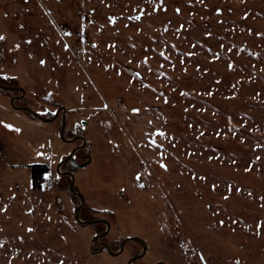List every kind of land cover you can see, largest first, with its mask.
<instances>
[{
    "label": "rangeland",
    "instance_id": "1",
    "mask_svg": "<svg viewBox=\"0 0 264 264\" xmlns=\"http://www.w3.org/2000/svg\"><path fill=\"white\" fill-rule=\"evenodd\" d=\"M0 37V264H264V0H0ZM13 98L85 138L98 241L81 140Z\"/></svg>",
    "mask_w": 264,
    "mask_h": 264
},
{
    "label": "water",
    "instance_id": "2",
    "mask_svg": "<svg viewBox=\"0 0 264 264\" xmlns=\"http://www.w3.org/2000/svg\"><path fill=\"white\" fill-rule=\"evenodd\" d=\"M0 88H6V89H9V90H20L21 91V96L24 94V89H23V87H21V86H6V85H4V84H1L0 83ZM14 98L11 100V105L13 106V107H15V108H17V109H21V110H26V111H29L34 117H36L39 121H41V122H45V123H49V122H53L55 119H56V117H57V115L59 114V111H60V109H62V111H63V124H62V127H61V129H60V136L62 137V139H64L65 141H70V142H73V141H75L76 139H80L81 141H82V143H81V145H80V147H83L85 144H86V141H85V138L83 137V136H76V137H72V138H67V137H65V135H64V129H65V108L64 107H60L57 111H56V114L54 115V116H51V117H45V116H42L41 114H39L38 112H36V111H34V110H32L31 108H28V107H18V106H16L15 104H14ZM78 148V147H77ZM77 148H75V149H73L62 161H60L58 164H57V171L58 172H61L60 171V166H61V164L63 163V162H66V161H68V160H70L71 162H73L72 160H71V158H72V155L75 153V151L77 150ZM86 165V163H84V164H81V165H78L79 167H83V166H85ZM69 176H70V184H69V188H70V190L74 193V194H76L77 196H79L80 197V204L76 207V209H75V212H74V217H75V219L78 221V222H80V223H84V224H97V223H104L105 225H106V230L103 232V233H100V234H98V235H96L95 237H94V241H98L99 240V238L102 236H104V235H106V233L108 232V230H109V228H110V222L107 220V219H105V218H99V219H93V220H83V219H81L80 218V216H79V212H80V209H81V207L83 206V204H84V202H85V198H84V196L81 194V193H78L76 190H75V187H74V184H75V177H74V173H72V172H66ZM131 241H136V242H139L140 243V245H141V247H142V250L139 252V253H137L136 255H134V256H132L129 260H128V262H127V264H135L136 263V261L138 260V259H140V258H142L144 255H145V253L147 252V247H148V244H147V242L145 241V239H143L142 237H140V236H137V235H133V236H129V237H126L123 241H122V243H121V245H120V247H119V249H117V250H112V249H110V247H109V245L107 244V243H102V249L101 250H106L109 254H111V255H113V256H116V255H118V254H120L122 251H123V249H124V247H125V245L127 244V243H129V242H131ZM154 264H169L168 262H166V261H164V260H158L157 262H155Z\"/></svg>",
    "mask_w": 264,
    "mask_h": 264
},
{
    "label": "trees",
    "instance_id": "3",
    "mask_svg": "<svg viewBox=\"0 0 264 264\" xmlns=\"http://www.w3.org/2000/svg\"><path fill=\"white\" fill-rule=\"evenodd\" d=\"M46 167L43 166L42 164H34L32 166V182H33V187L37 186V182L41 181L43 173L46 172Z\"/></svg>",
    "mask_w": 264,
    "mask_h": 264
},
{
    "label": "flooded vegetation",
    "instance_id": "4",
    "mask_svg": "<svg viewBox=\"0 0 264 264\" xmlns=\"http://www.w3.org/2000/svg\"><path fill=\"white\" fill-rule=\"evenodd\" d=\"M17 91H20V90H17ZM21 92V91H20ZM15 98H17V99H19V98H21V94L20 95H17V96H15ZM56 114V113H55ZM54 114V115H55ZM53 115V116H54ZM59 115V114H58ZM58 115H57V117H58ZM62 120H63V114H62ZM76 136H81L80 134H77ZM76 136H74V137H76ZM81 143H82V141H81ZM81 143L80 144H78V145H76L73 149H75V148H77V150L75 151V153L72 155V158H71V160L73 161V162H71L70 160H68V161H66V162H64V163H69L70 165H72V166H74L75 168H80L78 165H81V164H84V163H77V162H75V158H76V153L78 152V150H80L81 148H83V147H80V145H81ZM72 149V150H73ZM71 150V151H72ZM70 151V152H71ZM69 154V153H68ZM63 163V164H64ZM87 164V163H86ZM84 167V166H83ZM58 172V171H57ZM66 172H72L71 170H64V171H61V172H58V173H66ZM66 175H68V174H66Z\"/></svg>",
    "mask_w": 264,
    "mask_h": 264
},
{
    "label": "snow or ice",
    "instance_id": "5",
    "mask_svg": "<svg viewBox=\"0 0 264 264\" xmlns=\"http://www.w3.org/2000/svg\"><path fill=\"white\" fill-rule=\"evenodd\" d=\"M3 37H0V39H2ZM138 111V110H137ZM9 127H11V125H9ZM222 223V222H221Z\"/></svg>",
    "mask_w": 264,
    "mask_h": 264
}]
</instances>
